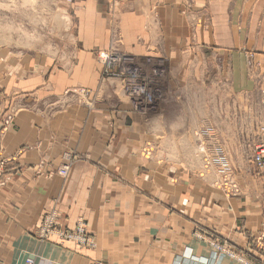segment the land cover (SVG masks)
<instances>
[{"label": "crops", "instance_id": "0c3cea01", "mask_svg": "<svg viewBox=\"0 0 264 264\" xmlns=\"http://www.w3.org/2000/svg\"><path fill=\"white\" fill-rule=\"evenodd\" d=\"M56 1L71 14L69 51L0 66V115L17 110L0 133V264H243L210 240L264 264V171L243 144L248 113L264 110V0ZM110 51L163 60L160 111H133L119 83L102 80ZM192 130L220 150L239 194L203 174ZM52 210L60 228L85 221L95 248L39 241Z\"/></svg>", "mask_w": 264, "mask_h": 264}, {"label": "rangeland", "instance_id": "374dc122", "mask_svg": "<svg viewBox=\"0 0 264 264\" xmlns=\"http://www.w3.org/2000/svg\"><path fill=\"white\" fill-rule=\"evenodd\" d=\"M73 37L71 14L63 3L56 0H0V66L4 61L8 60L9 62L11 59L16 60L20 55L45 53L59 56L62 52H68L72 47L70 43ZM105 68L109 70L110 73L105 71ZM114 69L113 66L107 68L106 65H103L101 78L107 83L110 81L119 83L121 90L120 95L133 111L143 115L160 111L161 103L157 105L155 111L140 112L134 109L128 89L131 81L126 75H115ZM90 94V90H83V97H81L80 101H88V103H90ZM170 96V94H167V103L172 100L174 95H172V98ZM164 98L165 95L163 92V99ZM175 98L173 99V103L182 101V98L180 99L177 96ZM10 107L9 105L3 110L0 115V123L4 113L9 110ZM164 107L165 105L163 108ZM172 112L174 116H176V104H174ZM217 114L219 118H224V108L218 109ZM248 114L247 124L251 126L250 129H252L255 134L250 130L246 138L247 140L243 144L246 150L249 149V160L252 162L254 148L257 146L259 139L264 136V134L263 136H258L259 133H256L257 129L261 133H264L260 129L262 127L264 128V110L250 111ZM240 117L241 115L238 112L236 118L239 119ZM189 118H191V116H189ZM193 132L194 130H192V133ZM245 133L246 131L244 134ZM220 144L224 145V142ZM147 146H151L152 149H154L153 145L150 143H145L143 148ZM250 149L252 151H250ZM233 179L236 180L235 177H233Z\"/></svg>", "mask_w": 264, "mask_h": 264}, {"label": "built area", "instance_id": "2783aa9c", "mask_svg": "<svg viewBox=\"0 0 264 264\" xmlns=\"http://www.w3.org/2000/svg\"><path fill=\"white\" fill-rule=\"evenodd\" d=\"M102 65L113 66L115 75H126L131 81L128 89L131 95L134 109L145 112L155 111L159 103L163 101V82L166 73V68L162 59L153 62L151 59H146L144 62L137 63L133 57L119 53L117 51H110L106 54L105 61ZM105 71L110 73L105 68ZM104 71V72H105ZM16 109L11 106L7 110L0 123V133L5 132L12 124L16 115ZM264 132V128H260ZM197 139L196 148L202 154V170L203 174H209L213 170L219 174L218 180L214 183L216 187L223 189L228 195L239 194V187L237 182L233 179L234 175L222 163V158L218 157L219 149L215 153L210 154L207 142L203 138V133L199 131L194 132ZM212 141V140H211ZM210 142V141H209ZM212 143V142H211ZM153 149L147 146L141 149L143 157H150ZM252 163L255 165L257 171H264V136L259 139L257 146L254 148L252 155ZM69 169L68 164H64L57 170V174L61 177L67 175ZM217 169V170H216ZM57 212L52 210L45 214L41 220L37 237L39 241H45L49 237H55L60 244L63 242H70L77 246L93 249L95 248V240L86 230V223L82 219L76 221L72 229H63L57 225ZM203 237L200 235V238ZM213 248L215 255L224 254L232 259H236L243 264H252L245 261L236 255L234 251L226 247L224 244L214 240L209 241ZM27 264H32V260H27ZM94 264H104L97 261Z\"/></svg>", "mask_w": 264, "mask_h": 264}, {"label": "bare ground", "instance_id": "6f19581e", "mask_svg": "<svg viewBox=\"0 0 264 264\" xmlns=\"http://www.w3.org/2000/svg\"><path fill=\"white\" fill-rule=\"evenodd\" d=\"M166 75H167V71H166L165 76H164L163 86H164V84H165ZM139 114H140V113H139Z\"/></svg>", "mask_w": 264, "mask_h": 264}]
</instances>
